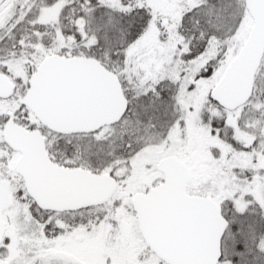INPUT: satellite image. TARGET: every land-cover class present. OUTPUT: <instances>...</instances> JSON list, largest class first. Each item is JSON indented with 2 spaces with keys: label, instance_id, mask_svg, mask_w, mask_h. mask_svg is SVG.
Returning a JSON list of instances; mask_svg holds the SVG:
<instances>
[{
  "label": "snow or ice",
  "instance_id": "6c2138e0",
  "mask_svg": "<svg viewBox=\"0 0 264 264\" xmlns=\"http://www.w3.org/2000/svg\"><path fill=\"white\" fill-rule=\"evenodd\" d=\"M0 264H264V0H0Z\"/></svg>",
  "mask_w": 264,
  "mask_h": 264
}]
</instances>
